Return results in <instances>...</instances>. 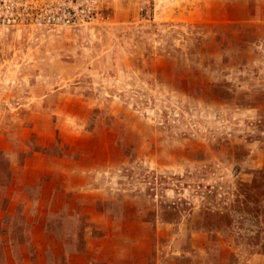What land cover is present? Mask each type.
Listing matches in <instances>:
<instances>
[{"label":"rangeland","instance_id":"374dc122","mask_svg":"<svg viewBox=\"0 0 264 264\" xmlns=\"http://www.w3.org/2000/svg\"><path fill=\"white\" fill-rule=\"evenodd\" d=\"M0 264H264V0H0Z\"/></svg>","mask_w":264,"mask_h":264}]
</instances>
